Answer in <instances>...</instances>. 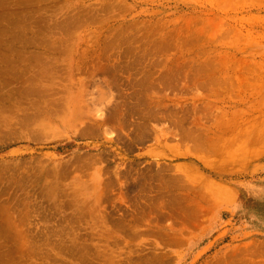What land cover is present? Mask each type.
Returning <instances> with one entry per match:
<instances>
[{"label":"rangeland","instance_id":"obj_1","mask_svg":"<svg viewBox=\"0 0 264 264\" xmlns=\"http://www.w3.org/2000/svg\"><path fill=\"white\" fill-rule=\"evenodd\" d=\"M0 264H264V0H0Z\"/></svg>","mask_w":264,"mask_h":264},{"label":"bare ground","instance_id":"obj_2","mask_svg":"<svg viewBox=\"0 0 264 264\" xmlns=\"http://www.w3.org/2000/svg\"><path fill=\"white\" fill-rule=\"evenodd\" d=\"M259 92V91H258Z\"/></svg>","mask_w":264,"mask_h":264}]
</instances>
